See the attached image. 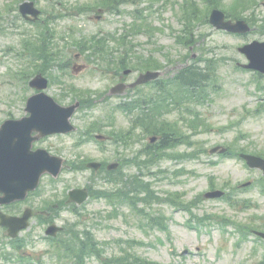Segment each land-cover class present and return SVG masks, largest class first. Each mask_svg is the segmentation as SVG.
Returning a JSON list of instances; mask_svg holds the SVG:
<instances>
[{
	"label": "rangeland",
	"instance_id": "rangeland-1",
	"mask_svg": "<svg viewBox=\"0 0 264 264\" xmlns=\"http://www.w3.org/2000/svg\"><path fill=\"white\" fill-rule=\"evenodd\" d=\"M23 1L0 0V123L25 114L35 92L28 81L38 72L61 103L110 85L117 72L111 64L123 57L135 69L167 65L169 79L190 64L210 65L212 73L195 91L196 101L185 89L183 103L170 97L149 111L161 131L155 144L148 123L137 117L146 104L124 114L113 110L114 102H85L75 132L43 140L65 164L59 176L44 175L30 198L36 206L60 204L56 222L64 233L54 243L38 239L44 234L34 220L25 244L12 251L0 228V264H25L21 257L37 264H264V241L252 233L258 228L251 230L264 229L263 173L209 153L222 144L231 154L264 156V78L238 66L247 62L239 46L264 39V0H34L42 13L33 22L20 14ZM215 7L247 18L251 35L215 29L209 22ZM60 50L61 63L50 60ZM64 62L87 69L71 77L65 66L56 67ZM127 130V142L118 143L116 131ZM97 134L111 140L97 141ZM162 138L172 143L158 148ZM91 160H120L121 167L95 172L86 167ZM74 187H88L90 197L68 207L64 200ZM214 189L225 190L235 205L205 198ZM91 240L96 250L88 248ZM68 242L75 251L65 250Z\"/></svg>",
	"mask_w": 264,
	"mask_h": 264
},
{
	"label": "water",
	"instance_id": "water-1",
	"mask_svg": "<svg viewBox=\"0 0 264 264\" xmlns=\"http://www.w3.org/2000/svg\"><path fill=\"white\" fill-rule=\"evenodd\" d=\"M21 11L24 16L33 14L38 16L39 11L34 8L32 2H25L21 5ZM28 17V16H27ZM211 22L220 29H226L232 32L249 31L248 24L243 20H227L225 13L219 9L213 10ZM251 60L247 65L249 68L258 69L264 72V42L254 41L240 48ZM158 72H147L141 74L136 83L146 82L156 78ZM33 86L40 89L46 87V80L42 76L32 81ZM135 85V84H132ZM114 92H121V85L116 86ZM79 104L64 107L57 104L51 97L45 93L32 96L28 101L27 110L32 114L30 117L20 120L6 121L0 128V191L5 192L1 197V202H11L18 197H25L30 189H35L39 183L41 175L49 171L58 174L61 168V162H54L51 157L46 155L44 150L35 152L22 147V138L28 136L33 129L47 131H70L74 127L69 122V117L74 113ZM43 124V125H41ZM45 125V126H44ZM28 126V127H27ZM47 131H46V130ZM42 132V133H43ZM219 147L212 149L217 151ZM225 149H222L224 151ZM249 166L261 168L264 170V159L257 155H242ZM95 169H99L101 163L92 162L89 164ZM117 164H111L109 168H115ZM223 194L222 191L208 193L209 197H217ZM88 196L86 189H75L71 191V200L82 202ZM0 202V203H1ZM30 211H26L23 217H11L3 215L2 224L9 226L10 234L16 236L18 231L28 226V219L31 216ZM54 227H51L53 229ZM256 234L264 238V232L256 231Z\"/></svg>",
	"mask_w": 264,
	"mask_h": 264
},
{
	"label": "flooded vegetation",
	"instance_id": "flooded-vegetation-1",
	"mask_svg": "<svg viewBox=\"0 0 264 264\" xmlns=\"http://www.w3.org/2000/svg\"><path fill=\"white\" fill-rule=\"evenodd\" d=\"M79 57H80V54L75 55L76 59H79ZM36 60L39 61L38 58L34 59V64H35ZM58 62L61 63V61H58ZM116 63L111 64L113 66V68L116 69L117 72L115 74H113L114 80L112 83H110V85L105 86L102 90L97 91L96 93H93V94L89 93V95L87 96L88 100L86 97L82 96L80 98L76 97L75 99H72L71 101H69V102L67 101V102L71 103V102L79 101L81 103H84V102L95 100L98 102H106V103L115 102L119 105H127L128 103L131 104V103H135V102H143L146 104V106L149 109H151V107L153 106V104L155 102H162L168 97V95H169V71H168L167 65L158 66L157 64L150 63L151 69H146V70H158L161 73L160 77H158L157 79L152 80L148 83L137 85L133 88H129L128 87L129 84L136 81V79L138 78L139 74L142 71H140V69H135V68H132L131 66L125 65L124 59L120 60V63H117V64ZM63 66H65L66 69L71 70V73L69 75L71 77L76 76L77 74H80L87 69V66L85 64H82V63H78V64L76 63L74 65H71V63H69V62H64L62 64L56 65V67H58V68H61ZM96 67L98 68V66H96ZM117 84H126L127 87L124 89V91L122 93L111 94V88ZM179 84H180V82L178 80L177 89L180 86ZM174 89L175 88L173 85L171 88L172 93L174 92ZM35 92H36V90H35ZM81 94H86V91L84 93H81ZM59 97L56 95V99L61 102L62 101L61 98L63 96L59 95ZM125 113H130V112H129V110H125ZM76 118L77 117H74V121H76ZM148 119L149 118L146 117L145 121L148 123L145 126L146 129H148L149 125L151 124V121H149ZM123 128H125V127H123ZM123 128L121 127L120 129H123ZM124 133H125V135H127L130 133V130H127ZM100 141L109 142L110 141L109 135L108 134H104V135L102 134ZM117 142L120 144H123L124 139H118ZM37 143L38 142L34 143V145H36ZM32 194H33V192L29 193V196L23 201H18V202H14V203L0 205V210L3 213L13 215V216L22 215L25 208H27V207L33 209L35 212L34 216L30 219V220H32L30 228L22 231L21 234L19 235V237L15 238V239L9 238L8 234H7V228L2 227L0 225V228L4 232V234L6 236V240H8L7 242L9 243L12 251H19V249L23 246V244H25L26 241L23 240V236L25 235V233H28L29 231H31V228L34 226L33 225L34 220L40 222V223L39 222H36V223L38 224L39 228L43 230V234H44L42 236L39 235L36 237H38V239H40V238L45 239L46 241H48L50 243L56 242L57 237L61 236L62 233H64V231L66 229V227L62 225L64 229L59 231L56 237L46 234L47 227L50 224L57 223L56 222L57 221V215H56L55 209H58L60 204L55 203V202L54 203L46 202V203H42L41 206H36V205L30 203V198L31 197L33 198ZM64 203L67 204L68 207L75 205V203L68 202L67 200H64ZM68 234H71V233H68ZM28 239L34 240L31 236ZM0 244H2V243L0 242Z\"/></svg>",
	"mask_w": 264,
	"mask_h": 264
},
{
	"label": "trees",
	"instance_id": "trees-1",
	"mask_svg": "<svg viewBox=\"0 0 264 264\" xmlns=\"http://www.w3.org/2000/svg\"><path fill=\"white\" fill-rule=\"evenodd\" d=\"M211 73L212 70H202L201 68L194 66V65H190L187 66L183 69L182 73L179 76V79L182 80V82L185 84V89L189 90V95H193L194 93L191 91V88L194 87H199L201 85V82L203 80V82H206L207 80H209L211 78ZM203 86V85H201ZM194 89V88H193ZM170 143H172L171 141L168 143H165V145L160 146L159 148H164L165 146L169 145ZM247 207H249L250 205H246ZM254 228H258L259 227H252V229ZM261 228V227H260ZM76 244H74L73 247H71L70 251L76 250ZM88 248H93L91 250H96L98 248V245L94 242V240H91L89 243ZM87 248V249H88Z\"/></svg>",
	"mask_w": 264,
	"mask_h": 264
}]
</instances>
